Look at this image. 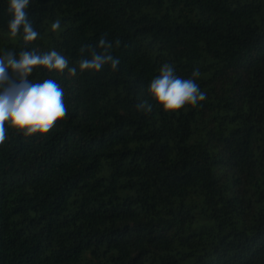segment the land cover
I'll return each mask as SVG.
<instances>
[{"label": "trees", "instance_id": "obj_1", "mask_svg": "<svg viewBox=\"0 0 264 264\" xmlns=\"http://www.w3.org/2000/svg\"><path fill=\"white\" fill-rule=\"evenodd\" d=\"M8 3L0 56L54 49L78 71L29 77L64 90L49 133L6 125L0 264H264V0H30L32 42ZM102 36L119 71L80 72ZM164 64L198 68L206 99L164 111L147 92Z\"/></svg>", "mask_w": 264, "mask_h": 264}, {"label": "clouds", "instance_id": "obj_2", "mask_svg": "<svg viewBox=\"0 0 264 264\" xmlns=\"http://www.w3.org/2000/svg\"><path fill=\"white\" fill-rule=\"evenodd\" d=\"M30 0H9L8 11L12 18L8 21L11 37H16L22 30L25 42L35 41L40 33L35 30L29 18L27 9ZM61 27V21L51 24L53 32ZM119 47V39L114 42L102 36L95 46L84 45L79 49L80 72H100L110 66L113 71H119L120 59L112 55L113 46ZM43 68L49 72L77 75V67H69L66 56L56 50L37 52L24 50L19 56L12 51H5L0 56V145L7 138L6 125L25 136L39 133H49L57 122L68 116L64 102V90L52 78L33 82L29 77L34 70ZM192 78L183 79L175 74L174 67L164 64L159 75L149 83L147 92L166 112H175L185 105L195 107L206 99L195 78L200 76L199 69L192 72ZM138 110L152 111V105L147 101L136 104Z\"/></svg>", "mask_w": 264, "mask_h": 264}]
</instances>
